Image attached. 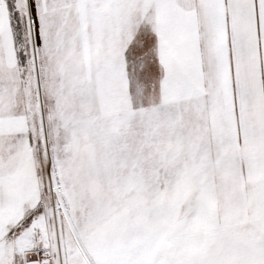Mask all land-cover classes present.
<instances>
[{
  "label": "snow or ice",
  "instance_id": "1",
  "mask_svg": "<svg viewBox=\"0 0 264 264\" xmlns=\"http://www.w3.org/2000/svg\"><path fill=\"white\" fill-rule=\"evenodd\" d=\"M0 264H264V0H0Z\"/></svg>",
  "mask_w": 264,
  "mask_h": 264
}]
</instances>
